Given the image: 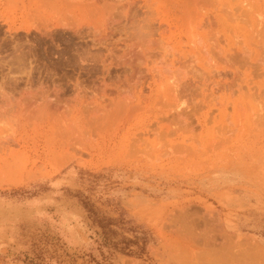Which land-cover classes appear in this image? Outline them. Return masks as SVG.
I'll return each instance as SVG.
<instances>
[{"label":"rangeland","instance_id":"1","mask_svg":"<svg viewBox=\"0 0 264 264\" xmlns=\"http://www.w3.org/2000/svg\"><path fill=\"white\" fill-rule=\"evenodd\" d=\"M178 1L0 0V159L16 168L0 172V264H264V90L261 97L253 92L259 94L257 81L264 85V0ZM207 21L216 36L209 49L217 53L199 55L189 44L199 33L211 36ZM139 32V40L151 43L147 40L144 48L148 54L157 52H150L145 64L139 60L140 69L155 74L151 68L172 61L200 82L193 85L199 91L177 98L188 110L200 108L198 115L190 112L196 131L185 126L190 120L184 116L183 128L145 135L138 116L114 112L124 94L114 86L125 71L117 63L138 42ZM166 41L177 43L173 50L169 45L171 54L164 49ZM164 50L168 58L161 61ZM83 52L88 59L98 56L96 62H80ZM239 52L246 59L236 60ZM99 56L116 70L106 75ZM149 76L127 91L148 94ZM207 78L232 87L217 88L215 82H203ZM27 104L47 108L49 117L16 121L14 107ZM75 106L83 111L87 143L95 150L77 153L59 170L57 160L43 167L35 155L60 146L59 122L74 116ZM91 107L103 108L99 119ZM53 109L57 117L49 114ZM89 123L97 125L90 129ZM122 135L127 147L140 136L145 139L133 142L139 153L134 146L119 148ZM9 139H18L20 147ZM7 149L15 151L9 155ZM161 149L172 151L174 161L163 169L154 166ZM19 150L31 160L15 159ZM139 159L145 160L143 168ZM221 160L239 162V172L224 180L217 175L203 179Z\"/></svg>","mask_w":264,"mask_h":264},{"label":"bare ground","instance_id":"2","mask_svg":"<svg viewBox=\"0 0 264 264\" xmlns=\"http://www.w3.org/2000/svg\"><path fill=\"white\" fill-rule=\"evenodd\" d=\"M156 1V0H155ZM180 1V0H179ZM178 1V2H179ZM187 1H189V0H187ZM176 2H177V0H176ZM181 2V1H180ZM210 2V1H209ZM208 2V3H209ZM175 3V2H174ZM181 4V3H180ZM186 4V3H185ZM188 4V3H187ZM209 4H211V2L209 3ZM188 6V5H187ZM209 6V5H208ZM100 7V6H99ZM183 7V6H182ZM185 7V6H184ZM189 7V6H188ZM193 7V6H192ZM95 8V7H94ZM93 8V9H94ZM186 8V7H185ZM85 9V8H84ZM88 9V8H87ZM86 9V10H87ZM183 9V8H182ZM189 9V8H188ZM190 9H192V8H190ZM204 9V8H203ZM212 9V8H211ZM99 10H101V9H99ZM181 10V9H180ZM109 11V10H108ZM90 12V11H89ZM99 12V11H98ZM97 12V13H98ZM201 12V11H200ZM101 13V12H100ZM99 14V13H98ZM101 15V14H100ZM217 16V15H216ZM220 16V15H219ZM204 18V17H203ZM213 18V17H212ZM203 20V19H202ZM206 20V19H205ZM208 21H210V20H208ZM208 21H207V26L209 25L210 26V30L214 27L213 25V21L211 20V22H213L212 24H211V22H209L210 24H208ZM161 23H159V25H160ZM201 24H202V21H201ZM204 24V23H203ZM202 24V25H203ZM93 25H95V24H93ZM97 25H98V23H97ZM147 25V24H146ZM145 25V26H146ZM198 25H199V23H198ZM144 26V25H143ZM207 26H204V27H207ZM208 26V27H209ZM198 27V26H197ZM207 27V28H208ZM90 28H92V27H90ZM97 28V27H96ZM98 30V29H97ZM138 30V29H137ZM135 31V30H134ZM253 31H255V30H253ZM138 32V31H137ZM216 32V31H215ZM211 33V36L209 35V33L207 34L208 36H210L209 38L207 37V35L205 34V33H199V35H198V38H196V42H194L195 44H189V45H192V47L193 48H195V49H192V50H195L194 52H196V53H198L199 55H202V54H204V55H207L208 54V52L211 50V49H209V46L211 45V42H212V40L210 41V38L211 37H213V36H215L214 34H213V29H212V31L210 32ZM255 33V32H254ZM135 35V34H134ZM213 35V36H212ZM130 36V35H129ZM137 37H135V38H137V40H138V42H136L137 43V46H140V47H136V43L134 42L135 41V38H134V40L132 41V42H134L135 44L132 46L131 45V49L128 51V52H124V53H122V55H121V57L119 58L120 60H119V62L117 63L118 65H120L119 67L121 68H123L125 71H124V75H122L123 76V79L122 80H120L118 83H116L114 86H115V89H116V92H123L124 94L125 93H129V92H131L130 91V89H128L129 87H133L134 89L137 87V86H139L141 83H142V81L146 78V76H149V79L151 80L150 82H149V88H150V92L148 93V94H143L142 93V90H140L139 92H137L136 93V91L135 92H133L132 91V93H129V95L127 94V95H122V93L119 95V99H118V101H117V103H115L114 105L115 106H113V107H115V111L114 112H119V115L120 114H123L124 112H125V114H130V116H138L139 117V125L143 128V132H141V134H145V135H148L149 134V132H151V133H154V131H155V133H156V131L157 130H161V131H159V133L160 132H162V130L163 129H169L168 131L170 132V130H173L174 128H177L178 126L180 127V125L181 124H183V122H184V119H182L184 116L186 117V116H188V117H186V119H185V121L186 120H190L189 122H184L185 123V126L187 125L188 127H190V129H192V131H191V133L193 132V131H196V127L198 126V125H196V127L194 128V126H193V124H195L194 122V118L192 117V115H193V113L191 114V117H192V120H191V117H190V112H195V114H197L199 111H197V110H199V109H197L196 111H194L193 109H189L188 110V104L184 107L183 105V103L185 102H183V103H178V102H180V100L178 101L177 100V98L178 97H182V98H180V99H182L183 100V96H185V95H188V94H190L191 92H192V94H193V92L194 91H196V90H198V85L196 86L197 88H194L193 87V85L196 83V82H199V81H194V80H192L191 78H187L186 77V75L188 76L189 74L187 73L186 75L185 74H183V73H181V72H184V71H182V70H184V69H180V66H179V71H181V72H179L178 71V67H175V65H173L174 63H172V61H170L169 63L167 62V64H166V67L164 68H162V67H160V66H155V68L153 67V68H151L150 69V71L151 70H154L155 72V74H153V73H149V72H145V68L143 69V67L141 68V69H143V70H141L140 69V65H142V64H138V63H140L139 62V60L140 61H142V63H144V62H146V59L147 58H149V56L151 55V53L152 54H154V55H156L157 56V52H155V50H153V52H152V50L149 52V54H148V51H146V49H144L145 47H146V45L147 44H150L151 45V43H150V41L148 40V39H146V41H145V39H143V41H142V39H138V38H140L141 37V35H140V32L139 33H137V35H136ZM262 36H263V34H262ZM131 37V36H130ZM193 37H195L194 35H193ZM192 37V38H193ZM197 37V36H196ZM216 37V36H215ZM132 38H133V35H132ZM214 38V37H213ZM213 38H211V39H213ZM250 38V37H249ZM263 38V37H262ZM208 39H209V41L210 42H208ZM222 39V38H221ZM136 40V41H137ZM147 40H148V43H147ZM255 40V39H254ZM170 41V40H169ZM169 41H166V43L167 42H169ZM190 41V40H189ZM214 41V40H213ZM130 42V41H129ZM131 42V43H132ZM175 42H178V41H175ZM130 43V44H131ZM147 43V44H146ZM172 43V42H171ZM167 43L168 44V46L166 47L165 46V48L164 49H166L167 50V48L169 47V45L171 46V48H172V50L173 49H175V45H177V43ZM210 43V44H209ZM215 43H217L216 41H215ZM129 44V45H130ZM166 44V45H167ZM193 45H195V46H193ZM218 45V44H217ZM147 46H149V45H147ZM157 46V45H156ZM212 46H210V48H211ZM216 47V46H215ZM126 48H127V46H126ZM140 48V49H139ZM214 48V47H213ZM139 49V50H138ZM160 50H162V49H160ZM166 50H164L163 52H162V54L160 55V59H162L161 61H164L163 59H165L166 57H167V55L165 56V54L168 52H170V54H171V49H170V47H169V51L167 50V52H166ZM191 50V49H190ZM212 51H214L213 49L210 51V52H212ZM112 52V51H111ZM209 52V53H210ZM218 52L220 53V50H218ZM236 52V51H235ZM240 52H242V51H240ZM239 52V53H240ZM174 53V52H173ZM187 53V52H186ZM202 53V54H201ZM213 53V52H212ZM214 53H217V52H214ZM213 53V54H214ZM261 53V52H260ZM97 54V53H96ZM110 54V53H109ZM113 54H114V52H113ZM169 54V55H170ZM211 54V53H210ZM262 54V53H261ZM260 54V55H261ZM94 55V54H93ZM108 55V54H107ZM149 55V56H148ZM158 55H159V53H158ZM168 55V56H169ZM186 55H188V54H186ZM192 55V54H191ZM226 55V54H225ZM244 55H246V54H244ZM76 56V55H75ZM109 56V55H108ZM195 55H194V53H193V57H194ZM211 56V55H210ZM232 56V55H231ZM236 56V60H237V58H239V61L241 60V57H244V56H242V54L240 53V54H238V55H235ZM96 57H98V56H91L90 58L91 59H88V53L87 52H83L80 56H79V58H80V62H82V63H84V62H86V61H91V62H93V63H95L96 62ZM114 57H115V55H114ZM198 57V56H197ZM205 57V56H204ZM227 57V56H226ZM226 57H222L223 59H225ZM228 57H230V55L228 54ZM227 57V58H228ZM246 57V56H245ZM244 57V58H245ZM152 58H155V57H152ZM152 58H150V60L152 59ZM168 58V57H167ZM176 58H177V56H176ZM226 58V59H227ZM232 58V60H235V58L234 57H231ZM234 58V59H233ZM248 58V57H247ZM256 58V57H255ZM99 59H100V56H99ZM97 59V62H99L100 61V63H101V65H102V68H103V71H104V73H106V75L108 74V72L110 71V68H112L111 69V71H115L116 70V66H114V68L112 67V65H113V63H106V61L104 60V59ZM111 59V58H110ZM196 59V58H195ZM213 59H217L216 57L215 58H213ZM246 59V58H245ZM260 59V58H259ZM68 60H69V58H68ZM78 60V59H77ZM109 60V59H108ZM115 60V59H114ZM149 60V61H150ZM156 60V59H155ZM166 60V59H165ZM173 60V59H172ZM209 60V59H208ZM207 60V61H208ZM211 60V59H210ZM231 60V59H230ZM244 59L242 58V60L241 61H243ZM255 61V60H254ZM259 61V60H258ZM148 62V61H147ZM152 63H154V61L152 60L151 61ZM174 62H175V64H176V61L174 60ZM230 62V61H229ZM246 62V61H245ZM244 62V63H245ZM257 62V61H256ZM149 63V62H148ZM148 63H147V65H148ZM179 63V62H178ZM213 63V62H212ZM211 63V64H212ZM243 63V64H244ZM255 63V62H254ZM87 64V63H86ZM98 64V63H97ZM145 64V63H144ZM157 64V63H156ZM155 64V65H156ZM227 64V63H226ZM242 64V63H241ZM240 64V65H241ZM154 65V64H153ZM152 65V66H153ZM215 65V64H214ZM252 65V64H251ZM91 66V65H90ZM151 66V67H152ZM244 66V65H243ZM100 67V66H99ZM116 67V68H115ZM174 67V68H173ZM210 67V66H209ZM256 67V66H255ZM177 68V69H176ZM225 68V67H224ZM226 68H228V66H226ZM257 68V69H256ZM255 68V70H258V65H257V67ZM176 69V70H175ZM186 69V68H185ZM226 70H228V69H226ZM225 70V71H226ZM76 71V70H75ZM92 71V70H91ZM217 71V70H216ZM224 71V70H223ZM254 71V70H253ZM202 72V71H201ZM255 72V71H254ZM185 73V72H184ZM77 74H79V73H77ZM117 74V73H116ZM203 74V73H202ZM202 74H200V76L201 77H199V75L198 76H196L195 75V79L196 78H198L199 77V79L200 78H202V80H203V77H202ZM65 75V74H64ZM218 75H220V74H218ZM233 76H235V81H236V78H237V74L235 75V73H233L232 74ZM252 75V74H251ZM80 76H81V74H80ZM101 76V75H100ZM116 76V75H115ZM191 76V75H190ZM203 76H205V75H203ZM210 76V75H209ZM226 76V75H225ZM259 77L261 76V75H258ZM111 77V76H110ZM117 77H118V75H117ZM212 77H213V75H212ZM252 77V76H251ZM101 78V77H100ZM119 78V77H118ZM206 78V77H205ZM209 78V77H208ZM208 78L207 79H205V80H208ZM234 78V77H233ZM198 79V80H199ZM228 79V78H227ZM203 81V82H209L210 80H208V81ZM216 80V79H215ZM226 80V79H225ZM237 80H238V78H237ZM253 80V79H252ZM83 81V80H82ZM222 81V80H221ZM221 81H218V82H221ZM232 81H233V79H232ZM213 82V81H212ZM211 81L208 83V84H211L212 83ZM215 82V81H214ZM213 82V83H214ZM217 82V81H216ZM215 82V85H217V88H220V89H222L221 87H222V85H226V86H231L232 87V84H223V83H221V84H219V83H216ZM242 82V81H241ZM250 82V81H249ZM99 83H100V81H99ZM200 83V82H199ZM231 83V82H230ZM232 83H234V81L232 82ZM203 84V83H202ZM207 84V83H206ZM263 84H264V82H263ZM204 85V84H203ZM213 85V84H212ZM215 85H213V86H215ZM234 85V84H233ZM74 86H76V85H74ZM113 86V85H112ZM208 86H211V85H208ZM213 86H211V87H213ZM226 86H223L224 88H227ZM253 86V85H252ZM263 86V87H262ZM73 87V86H72ZM256 89L255 90H257L258 92H259V94H255V91H253L254 92V95H258V97L260 96L261 97V95H263L264 96V93L263 94H261L260 95V93H261V91L262 90H264V85H261L260 83H258V81L256 82ZM139 88V87H138ZM208 88V87H207ZM57 89V88H56ZM63 89V88H62ZM75 89V88H74ZM127 89H128V91H127ZM196 89V90H195ZM205 89V88H204ZM210 89V88H209ZM229 89V88H228ZM239 89V88H238ZM251 89V88H250ZM203 90V89H202ZM206 90V89H205ZM208 90V89H207ZM206 90V91H207ZM219 89H217L216 91H218ZM225 90V89H224ZM235 90V89H234ZM84 91V90H83ZM82 91V92H83ZM199 91V90H198ZM198 91L196 92V93H198ZM204 91V90H203ZM213 91H215L213 88H211V93L213 94ZM238 91V90H237ZM53 92V91H52ZM56 92V91H55ZM54 92V93H55ZM78 92V91H77ZM205 92V91H204ZM207 92H209V91H207ZM257 92V93H258ZM42 93V92H41ZM50 93V92H49ZM79 93V92H78ZM77 93V94H78ZM195 93V92H194ZM210 92H209V94H211ZM52 94V93H51ZM81 94V93H80ZM83 94V93H82ZM191 94V95H192ZM209 94H207L206 95V97L209 95ZM219 94V93H218ZM253 94V93H252ZM57 95V94H56ZM195 95V94H194ZM200 95V94H199ZM205 95V94H204ZM43 96V95H42ZM80 96V95H79ZM189 96V95H188ZM210 96V95H209ZM40 97V96H39ZM186 97V96H185ZM192 97H193V95H192ZM192 97H191V100L190 101H192ZM195 97V96H194ZM193 97V98H194ZM197 97H199V96H197ZM214 97V96H213ZM254 97V96H253ZM257 97V96H256ZM205 98V97H204ZM203 98V99H204ZM262 98H264V97H262ZM42 99V98H41ZM213 98H211V101L213 102L215 99H213ZM24 100V99H23ZM60 100V99H59ZM68 100V99H67ZM204 100H207L206 98L204 99ZM17 101V100H16ZM22 101V100H21ZM60 101H62V100H60ZM109 101V100H108ZM165 103H164V102ZM178 101V102H177ZM193 101H194V99H193ZM196 101H197V99H196ZM208 101H209V99H208ZM15 102V101H14ZM13 102V103H14ZM72 102V101H71ZM165 104H163V103ZM186 102H189V101H186ZM195 102V101H194ZM193 102V103H194ZM199 102V104L201 105V102L200 101H198ZM197 102V103H198ZM59 103V102H58ZM64 103L65 102H63V105H64ZM158 103H161V104H163L162 106H157L156 104H158ZM192 102H190V104L192 105L193 104ZM204 103H206V102H204ZM211 103V102H210ZM209 103V104H210ZM160 104V105H161ZM189 104V105H190ZM215 104V103H214ZM16 105V104H15ZM25 104H23L22 106H24ZM28 105V104H27ZM25 106L24 108L22 107H14L16 110L15 111H13L14 113V117H15V120L16 121H19L20 122V118H22L23 117V119H26V122L28 123V121H27V119H29V120H34V119H39V121L40 120H46V118H47V115H48V110H47V108L44 110V111H42L41 109L39 110L38 108L36 109L35 108V106L34 107H32V105L30 104V105H28V106ZM37 105V104H36ZM49 105V104H48ZM59 105V104H58ZM162 107V108H154V107ZM159 105V104H158ZM189 106V108H191L192 106ZM223 105V104H222ZM228 105V104H227ZM66 106V105H65ZM194 106H195V103H194ZM196 106H199V105H196ZM203 106V105H202ZM40 107V106H39ZM67 107V106H66ZM87 107V106H86ZM85 107V108H86ZM101 107H103V106H101ZM106 107V106H105ZM186 107H187V111H186ZM201 107V106H200ZM8 108H9V105H8ZM62 108V107H61ZM92 108V107H91ZM201 108H204V107H201ZM3 109V108H2ZM93 110H92V112H93V114H94V116L97 118V119H99V114L101 113V110L103 109H100L99 107L98 108H92ZM6 111H7V109H5ZM12 110H13V108H12ZM106 110H108V109H106ZM111 110V109H110ZM53 111H54V113H53ZM57 111V110H56ZM55 109H53L52 111H49V114H50V112L51 113H53L54 115H55ZM62 111V110H61ZM66 111H68V108H67V110ZM123 111V112H122ZM189 111V112H188ZM203 111H205V110H203ZM210 111H211V109H210ZM209 111V112H210ZM214 111V110H213ZM213 111H211L210 113H212ZM259 111V110H258ZM10 112H12L11 110H10ZM70 112V111H69ZM109 112H111V111H109ZM122 112V113H121ZM197 112V113H196ZM263 112V111H262ZM82 113H83V111H82V109L80 108V107H74V109H73V114H74V116H72L71 118H67L68 120H66V118L64 117H62L63 119L60 121V119H61V117L59 118V120L58 121H60L59 122V125L60 124H62V126L60 125V127H62V128H60L59 130L60 131H57L56 133H58L59 132V136H57L58 138H57V140L59 141V143H60V146L58 147V148H53V147H48L47 148V150H42V152H40V153H38V151H37V155H35L36 156V158L39 160V162H40V164L44 167V165L46 164V163H49V164H51L52 162H54V161H56L57 160V162H61L60 164H58V168H55V170H59L60 168L59 167H62V166H64V165H66L67 163H69V161L71 160V159H75L76 158V154L77 153H79V154H82L83 152H85V153H90V151H92V149H94L95 150V148H93V147H91L90 145V143H87V142H90V141H88V138H89V135H88V133L90 132H88V127L86 128L85 127V122L86 121H84L83 120V117H82ZM105 113V112H104ZM187 113H189V114H187ZM208 113V112H207ZM59 114V113H58ZM91 114V113H90ZM106 114V113H105ZM113 114V113H112ZM52 115V114H51ZM69 115V114H68ZM108 115V114H107ZM198 115V114H197ZM210 114H208V116H209ZM261 115V114H260ZM56 117H57V114L55 115ZM90 116V115H89ZM94 116H90L91 118H94ZM105 116V115H104ZM111 116H113V115H111ZM111 116H110V118H111ZM207 116V119L208 118H210L211 116H209L208 117ZM3 118H5L4 116H2ZM48 117H49V115H48ZM51 117H53V116H50V118ZM106 117V116H105ZM184 117V118H185ZM48 119L49 121L48 122H50V120H52V119ZM6 119V118H5ZM56 119V118H55ZM89 119V118H88ZM95 119V118H94ZM258 119V118H257ZM261 119V118H260ZM263 120V119H262ZM5 121V120H4ZM37 121V120H36ZM54 121V120H53ZM53 121H51V122H53ZM57 121V122H58ZM201 121V120H200ZM206 121V120H205ZM261 121V120H260ZM21 122H23V121H21ZM25 122V121H24ZM44 122V121H43ZM46 123V124H49V123ZM55 122V121H54ZM96 121H94V123H95ZM198 122V121H197ZM210 122V121H209ZM262 122V121H261ZM10 123H11V119H10ZM29 123H33V121H31V122H29ZM93 123V124H94ZM42 124V123H41ZM45 124V125H46ZM101 125V123L99 122L98 123V125ZM257 124V123H256ZM35 125H39V124H35ZM34 125V126H35ZM56 125L58 126V124L56 123ZM89 125L91 126L92 125V123L90 124L89 123ZM95 125H97V123L95 124ZM95 125L92 127H90V129L92 128H94L95 127ZM254 125V124H253ZM17 126H20V124L19 125H17ZM42 126V125H41ZM40 126V127H41ZM53 126V124L51 123V127ZM103 126V125H102ZM177 126V127H176ZM182 126V125H181ZM47 127V126H46ZM173 127V128H172ZM179 127H178V129H179ZM184 126H182V127H180V128H183ZM188 127H186V128H188ZM38 128V127H37ZM194 128V129H193ZM199 128V127H198ZM18 129V128H17ZM41 129H42V127H41ZM41 129H39V130H41ZM189 129V128H188ZM176 129H174L173 131H175ZM173 131H171V133L173 132ZM17 132V131H16ZM164 132V131H163ZM168 132V133H169ZM18 133V132H17ZM128 133V132H127ZM158 134V133H157ZM126 135H128V134H126ZM139 136H137V138H138ZM15 138V137H14ZM127 138V136H125V135H122V137H121V139H120V145H119V148H121V149H124V151L128 148L129 149V146H130V148H131V146H134V148L136 147L134 144H133V142L134 143H136V142H145L144 140L145 139H143V138H141V136H140V139L139 140H134L133 138H132V140H134L133 142L131 141V140H129V139H127L128 141H131L132 143H130V144H132V145H129L128 147H127V145H125L124 143H127V142H124L125 141V139ZM12 143V146L14 145V147L16 146V145H19V140L18 139H9V141H8V144H10V143ZM138 142V143H139ZM90 144V145H89ZM143 144V143H142ZM148 144V143H147ZM147 144L145 143V146L143 145V147H147ZM108 145V144H107ZM96 146V145H95ZM114 147H116L115 145H113ZM141 146V145H140ZM166 146V145H165ZM164 146V147H165ZM167 146H168V144H167ZM19 147H20V145H19ZM18 147V148H19ZM22 147V146H21ZM127 147V148H126ZM149 147V146H148ZM9 148V147H8ZM133 148V149H134ZM161 148V147H160ZM264 148V147H263ZM46 149V148H45ZM98 149H100V147L99 148H97V150ZM7 150H9V149H7ZM69 150H72V154H70V155H68V151ZM93 150V151H94ZM112 150V149H111ZM135 150H137L136 148H135ZM144 150V151H143ZM150 150H152V152H153V149H151L150 148ZM154 150H156V149H154ZM160 150V149H159ZM162 150V149H161ZM166 150V149H165ZM171 150H174L173 148H171ZM14 151H15V149H10L9 150V155L10 154H13L14 153ZM28 151V150H27ZM99 151V150H98ZM106 151L108 152L109 151V149L107 148L106 149ZM106 151H105V153H106ZM132 151H134V150H132ZM141 151V150H140ZM143 151V152H142ZM142 154H145V152L147 153V151H146V149L145 148H142ZM163 151V150H162ZM137 152L139 153V150H137ZM137 152H136V154H137ZM140 152V153H141ZM159 152H161V151H159ZM159 152H157V153H159ZM167 152H169V154L167 153ZM172 152V151H171ZM171 152L170 151H163L161 154L159 153V155H157V157H155L156 159H155V162H156V164L154 165L155 166V168H161V169H163L164 168V166L165 165H167L168 166V163H173L174 161H173V159L171 158L172 156L170 155L171 154ZM93 153H95V152H93ZM102 153V152H101ZM104 153V152H103ZM154 153H156V151L154 152ZM156 153V154H157ZM176 153V152H175ZM17 156L15 157V159L17 158V157H19V158H23V160H25V161H27V162H29L30 160H31V158H32V156H30V154H28L27 152L26 153H24L22 150H19V151H17L16 153H15ZM35 154V153H34ZM124 154V153H123ZM128 154V153H127ZM127 154H124L125 156L127 155ZM130 154V153H129ZM153 154V153H152ZM60 155V156H59ZM93 155V154H92ZM105 155V154H104ZM141 155V154H140ZM8 155H6V157H7ZM123 156V155H122ZM153 156V155H152ZM176 157V156H175ZM222 158V157H221ZM3 159H6V158H2V159H0V172H2V173H7V172H14L13 170L14 169H16L12 164H8V163H6V162H4V160ZM223 159V158H222ZM218 160V159H217ZM24 161V162H25ZM36 160H34L33 159V162H35ZM136 161H138L137 162V165L139 166V167H141V168H143L142 166H143V161H145V160H142V159H139V160H136ZM2 162V163H1ZM39 162H37V163H39ZM13 163V162H12ZM48 164V165H49ZM141 164V165H140ZM238 165H239V162H232V163H229V162H226L225 160H221V161H218V162H215L210 168V172L208 173V174H206V176H204L203 177V179H205V178H211L212 176L214 177L215 175H217L219 178H220V180H224V179H227V178H229V177H231V176H234V175H236V173H238L239 171H238ZM249 165V164H248ZM37 166V165H36ZM52 166H53V164H52ZM39 167V166H38ZM40 168H42V167H40ZM39 168V169H40ZM137 169H138V167H137ZM140 169V168H139ZM249 169V168H248ZM37 171H39V170H37ZM138 171V170H137ZM249 171H250V169H249ZM244 172H246V171H244ZM249 173V172H248ZM251 173V172H250ZM15 174V173H14ZM13 174V175H14ZM253 177V176H252ZM264 177V176H263ZM240 179V177H238V180ZM247 181V180H246Z\"/></svg>","mask_w":264,"mask_h":264}]
</instances>
